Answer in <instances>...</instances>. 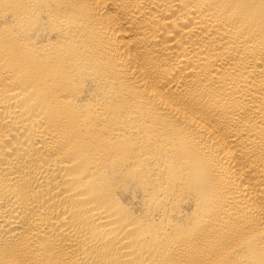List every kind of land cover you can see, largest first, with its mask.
<instances>
[{
  "label": "bare ground",
  "instance_id": "6f19581e",
  "mask_svg": "<svg viewBox=\"0 0 264 264\" xmlns=\"http://www.w3.org/2000/svg\"><path fill=\"white\" fill-rule=\"evenodd\" d=\"M0 264H264V0H0Z\"/></svg>",
  "mask_w": 264,
  "mask_h": 264
}]
</instances>
